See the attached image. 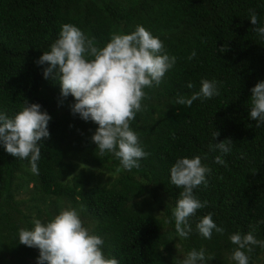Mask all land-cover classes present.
<instances>
[{"label": "trees", "instance_id": "obj_1", "mask_svg": "<svg viewBox=\"0 0 264 264\" xmlns=\"http://www.w3.org/2000/svg\"><path fill=\"white\" fill-rule=\"evenodd\" d=\"M63 24L101 48L113 32L130 34L142 25L176 57L158 87L143 89V110L130 122L149 153L139 168L124 170L111 153L100 155L90 139L98 126L73 115L74 97L62 98L58 81L43 76L47 65L36 64ZM257 26H264V0H0V113L11 118L27 100L51 116L38 175L0 143V264H37L39 250L19 244V229L62 209L77 210L103 239L104 255L119 264H178L193 249L214 257L207 264H235L231 234L252 231L264 240V125L249 117L250 90L264 81ZM202 80L215 81L219 95L190 107L176 103L198 92ZM226 139L229 153L210 150ZM195 156L211 169L206 184L194 189L207 206L189 218L192 231L184 239L171 214L182 189L171 184L170 168ZM209 213L224 233L213 230L205 239L196 224ZM251 247L249 264H264V248Z\"/></svg>", "mask_w": 264, "mask_h": 264}, {"label": "clouds", "instance_id": "obj_2", "mask_svg": "<svg viewBox=\"0 0 264 264\" xmlns=\"http://www.w3.org/2000/svg\"><path fill=\"white\" fill-rule=\"evenodd\" d=\"M249 11V20L258 25L257 14ZM254 31L264 39V26H257ZM220 49L225 51L223 47ZM42 53L36 64L47 65L43 69L44 78L58 81L62 98L74 97L75 103L70 105L73 115L79 114L82 120L92 121L98 126L90 139L100 155L111 153L124 170L139 168L141 159L149 153L144 151L130 122L136 113L143 110L141 101L146 98L143 89L158 87L166 72L175 65L176 57L169 56L163 42L142 25H137L130 34L113 32L101 48L78 27L63 24L58 38L50 45V51ZM195 55L193 51L188 59ZM187 86L193 87L191 83ZM250 91L249 117L256 122V127H261L264 125V81L257 82ZM217 95L216 82L202 80L198 92L190 98L178 96L176 103L190 107L197 99H210ZM50 120L51 116L42 111L39 104L27 100L11 118L0 113V143L9 155L29 160L33 174H39L40 144L50 136ZM218 135L216 131L214 138ZM231 144L232 141L226 139L209 147L227 154ZM215 162L224 164L219 155ZM79 167L87 166L81 164ZM210 172L211 169L202 164L200 156L178 158L170 168L171 184L182 189L171 210L175 232L180 238H188L192 231L189 218L207 206L206 201L201 203L195 197L194 189L206 184V174ZM32 225L31 229L20 228L18 237L19 244L39 250L37 264H119L117 259L104 255L103 239L89 232L75 209H62L46 222L33 219ZM196 229L205 239L212 238L213 230L224 233V229L213 221L211 213L200 219ZM229 240L237 246L229 257L235 264H249L246 253L253 251L251 246L264 248V240H257L252 231L233 233ZM212 258H206L203 249H193L178 264H207Z\"/></svg>", "mask_w": 264, "mask_h": 264}]
</instances>
